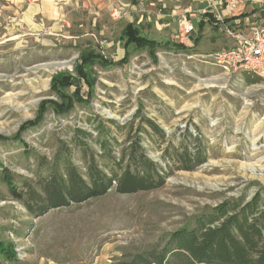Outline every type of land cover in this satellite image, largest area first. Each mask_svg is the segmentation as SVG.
I'll return each instance as SVG.
<instances>
[{"label": "rangeland", "instance_id": "rangeland-1", "mask_svg": "<svg viewBox=\"0 0 264 264\" xmlns=\"http://www.w3.org/2000/svg\"><path fill=\"white\" fill-rule=\"evenodd\" d=\"M213 3L0 0V264H118L162 244L207 208L256 194L264 201V81L250 83L246 77L256 75L207 57L224 35L214 21L183 35L182 17H199ZM128 23L157 42L151 51L124 48ZM89 50L107 60L89 62L81 77L76 64ZM59 74L72 84L57 86ZM110 137L117 157L126 137H139L164 171L165 148L180 158L184 146H197L204 161L173 170L157 188L118 193L113 184L104 195L38 216L1 180L6 168L18 191L26 182L40 190L56 158H69L89 182L92 159L113 168L99 147Z\"/></svg>", "mask_w": 264, "mask_h": 264}, {"label": "trees", "instance_id": "trees-1", "mask_svg": "<svg viewBox=\"0 0 264 264\" xmlns=\"http://www.w3.org/2000/svg\"><path fill=\"white\" fill-rule=\"evenodd\" d=\"M197 25L198 30H201L203 21ZM120 38L125 40L124 48L133 45L136 48L147 47L151 51L157 44L155 40L142 35L138 27L131 23L123 28ZM103 58L93 50L86 51L81 54L76 70L81 77H85L84 66L94 59L107 60ZM55 79L54 83L58 81L56 85L59 87L68 86L73 81L67 74H59ZM246 79L250 83L260 81L257 76H247ZM65 107L68 104L59 105L58 109L62 112ZM142 121L152 131H160L149 118H143ZM83 133L91 137L90 133ZM109 139L111 137L103 138L99 147L107 153L113 168L107 172L92 159L93 165H89L87 171L89 182L82 178L69 158H56L49 168L48 178L40 182V190L26 182L23 184L25 190L18 191L14 175L6 168L1 170V180L15 199L22 201L28 210L38 216L50 208L68 206L72 202L79 203L104 195L113 184L118 193L157 188L173 170H192L204 161L205 152L197 146L193 152L184 146L180 158L177 155L173 157V153L165 148L163 156L168 160V171H164L147 156L139 137L135 140L126 137L125 144L121 143L118 157L112 154ZM78 145L83 148L86 143ZM173 259L178 261L177 264H264V201L260 195L256 194L244 203L232 200L207 208L195 215L191 222L170 232L162 244L124 255L118 264H176L172 262Z\"/></svg>", "mask_w": 264, "mask_h": 264}, {"label": "built area", "instance_id": "built-area-1", "mask_svg": "<svg viewBox=\"0 0 264 264\" xmlns=\"http://www.w3.org/2000/svg\"><path fill=\"white\" fill-rule=\"evenodd\" d=\"M237 2L230 0L228 5L233 8ZM182 17L183 35L188 36L195 31V22ZM216 24L222 27L224 34L233 39L231 45L218 48L207 55L214 64L230 70L250 72L264 81V23H255L247 30L232 28L221 14L216 16Z\"/></svg>", "mask_w": 264, "mask_h": 264}, {"label": "crops", "instance_id": "crops-1", "mask_svg": "<svg viewBox=\"0 0 264 264\" xmlns=\"http://www.w3.org/2000/svg\"><path fill=\"white\" fill-rule=\"evenodd\" d=\"M224 1L226 2L224 7H221L223 4L222 0H216L217 5L214 3L212 5L207 4L206 7L200 11L202 14L199 16L200 18L197 14L193 13L194 15L193 18L191 17V19L195 22V31L199 21L209 19L214 21L216 24V16L220 14L226 18L227 24L232 28L244 30H247L248 27L255 23H262V21H264V0H241V3L239 4L237 0H235L237 3L233 8H230L228 5L230 0ZM219 40L220 41L216 42V44H220L219 48L231 45L233 42V39L226 36L225 34Z\"/></svg>", "mask_w": 264, "mask_h": 264}]
</instances>
